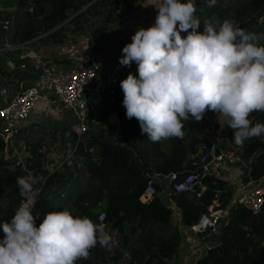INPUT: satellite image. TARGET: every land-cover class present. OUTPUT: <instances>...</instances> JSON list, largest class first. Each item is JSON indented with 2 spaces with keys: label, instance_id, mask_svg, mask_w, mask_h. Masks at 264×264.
<instances>
[{
  "label": "trees",
  "instance_id": "obj_1",
  "mask_svg": "<svg viewBox=\"0 0 264 264\" xmlns=\"http://www.w3.org/2000/svg\"><path fill=\"white\" fill-rule=\"evenodd\" d=\"M139 3L140 0H19L18 9L2 11L0 20L6 18L12 23L7 36L12 44L36 49L41 44L63 43L88 25V16L98 15L101 21L94 24L88 38V45L96 50L110 40L115 26ZM195 6L196 16L201 21L200 32L204 29V21L216 16L221 20L233 19L237 26L248 31L264 33V0H217L214 7H208L205 0H197ZM5 60L2 58L0 63L5 65ZM130 73L138 76L135 62L123 67L113 105L98 117L103 125L115 128L116 125L107 124L105 115L111 111L117 113L120 143L108 137L104 126L96 125H91L80 141H77L71 127L65 124L31 125L15 129L7 139L0 137V223L10 221L25 198L20 195L16 178L29 172L46 177L45 183L35 186L40 192L32 207L33 214L40 220L48 212L68 208L74 216L87 215L94 222H97L98 213L105 211L107 221L110 194H127L135 199V208L127 213L116 230L106 225L111 237L110 245L101 247L97 244L87 260L80 259L76 264L119 263L125 250L128 252L125 264H178L182 235L177 226L170 218L163 222L146 221L142 211L147 204L138 205L137 202L149 180L153 181L157 191H161L163 183L156 179V175L175 173L173 184L188 172L200 170L203 164L200 158L206 151L200 150L199 146L205 139L200 132V121L194 119L183 122V138L153 142L147 134H142L139 122L135 118L128 119L123 106L124 93L120 82ZM14 78L17 76L14 75ZM20 83V79L15 82V89L12 83L0 78V87L8 85L22 91ZM210 115L214 132L219 127L226 130L219 149L236 148L243 159H251L250 170L242 174L240 180L261 179L264 176V136L246 140L242 147H238L234 143L233 130L224 124L223 118L219 125L218 114L210 111ZM252 115L253 123H264V113ZM14 137L23 138L27 148V153L21 158L14 155L10 144ZM57 140L60 142L58 147L54 144ZM80 166L84 168L80 169ZM204 184L199 195L186 192L174 194L181 211V222L185 226H194L202 214L209 212V207L213 211L225 210L233 198V189L220 172L207 175ZM153 202L159 204L164 214L171 216V211L161 202L158 194L150 198V203ZM39 219L37 226L41 222ZM3 235L0 229V239ZM210 238L206 254L195 264H264V202L257 214L242 204H236L229 211L221 232L211 234Z\"/></svg>",
  "mask_w": 264,
  "mask_h": 264
},
{
  "label": "clouds",
  "instance_id": "obj_2",
  "mask_svg": "<svg viewBox=\"0 0 264 264\" xmlns=\"http://www.w3.org/2000/svg\"><path fill=\"white\" fill-rule=\"evenodd\" d=\"M155 8V23L139 28L122 48L120 64L138 65V76L120 82L126 117L153 142L183 138V122L201 121L206 110L223 118L238 147L264 136V123H253L252 115L264 113V33L216 16L200 32L195 0H160ZM45 182L31 172L16 178L25 198ZM37 219L22 200L10 221L0 223V264H76L97 244L110 245L102 223L68 208L46 213L38 226Z\"/></svg>",
  "mask_w": 264,
  "mask_h": 264
},
{
  "label": "built area",
  "instance_id": "obj_3",
  "mask_svg": "<svg viewBox=\"0 0 264 264\" xmlns=\"http://www.w3.org/2000/svg\"><path fill=\"white\" fill-rule=\"evenodd\" d=\"M145 1L153 2L155 0ZM2 11L4 10L0 7V13ZM156 14L157 12L149 22L140 26V28H148L154 24ZM0 28L3 33L9 31L10 23L6 18H1ZM87 34L90 35V31ZM122 55L123 53L121 52L120 58ZM119 61L120 59L115 61L111 67L102 73H98L95 64L90 62L85 63L84 67L77 66L72 69H57L51 64H44L36 75L37 78L32 83V86L26 90L19 91L12 89L8 85L1 86L0 126L2 130L0 131V137L7 139L12 131L22 128L23 124L34 111L38 101H49L57 103L65 109L69 120L68 123L71 130L77 136V141L83 138L91 125H96L104 126L108 137L120 143L121 136L117 129V113L111 111L105 115L107 124L116 125L115 128L103 125L98 118L101 113L107 112L113 105L117 93L119 76L124 67ZM111 117L114 119L111 120ZM200 124V132L205 141L200 144L199 149L206 151L200 158V161L203 163L202 167L200 170L195 169L188 172L173 184L171 182L175 179L176 174L171 173L169 175L170 182L168 186L173 193L186 192L199 195L204 189V180L207 175L218 171L222 166L237 168L242 174L250 170L251 159H243L238 149H219L221 139L215 134L217 132L213 131L210 111L206 110ZM10 144L12 145V142ZM227 181L229 187L234 191L235 199H233L235 205L242 204L253 214H257L261 210L264 202V176L255 181L242 182L238 180L234 185L230 183L229 177ZM235 190H238L239 193H236ZM39 192L40 190L35 189L23 200L33 207ZM155 194H157V190L153 181L149 180L142 196L151 198ZM208 211L202 214L198 222L191 227L196 232L208 230L210 234H219L222 226L227 221L229 212L225 213L226 209L223 211H213L211 207L208 208ZM97 222L102 223L107 231L105 211L98 213Z\"/></svg>",
  "mask_w": 264,
  "mask_h": 264
},
{
  "label": "crops",
  "instance_id": "obj_4",
  "mask_svg": "<svg viewBox=\"0 0 264 264\" xmlns=\"http://www.w3.org/2000/svg\"><path fill=\"white\" fill-rule=\"evenodd\" d=\"M159 4L160 0H155L148 3L143 2L141 5L139 4L136 8L132 9L128 15H126L124 19L130 17L129 15L131 13V15H133V19L124 20L123 24L124 26H127L126 30L123 33H131V35L129 36V40H131V37L140 28V26L150 21L153 14H155L157 11L155 7H158ZM87 26H89V24ZM130 28H132L131 31ZM118 33H120L119 36L121 38H124L119 28L118 30H116L115 34ZM88 38L89 37L86 34V31L83 29L76 35L69 37V39H67L63 43L44 45L41 44L36 49H33L30 46H26L23 44L14 45L9 42L8 37L7 42H4L0 37V55H3V60H5L6 58L5 65H2L0 63V78L2 80H5V82L8 81V83H12L11 85H13L15 89V82L20 79L21 83L19 84V87L26 88L32 83L35 76L47 61H56L61 58L64 59L62 60V63L54 62L52 63V65L54 64L57 67L61 68H69V66H73L77 62H74V60L78 59V61H82L84 63H94L97 72L102 73L114 63V61L120 55V52H122V48L126 45L125 44L124 46H121V51H119V48L116 47L117 51L113 59L107 57L103 59L104 61H101L102 63H99V60L101 59V56L99 54L106 53L110 49H112L111 43L113 42V38H110L108 42H105L98 49L91 50L92 53L90 51L89 54L88 52L90 49L88 47ZM113 46L115 47L114 44ZM2 58L0 57V60H2ZM14 75H16L17 78H14ZM29 122H32L30 126L34 125L36 127L48 125L59 126L62 124H68V126H70L65 109L57 103H52L49 101H38L31 116L23 124L22 127H26ZM220 123L221 121L219 120L218 124L220 125ZM215 134L220 139H222L226 135V130L222 127H219L217 133ZM164 147L167 148V145L164 144ZM83 168L84 167L80 166V169ZM218 172L222 173L223 176H225L227 179L229 177L230 183H232L233 185L236 181L240 180V177L242 175V172L240 173L239 169H231L230 167L226 166H222L219 171H214L213 173ZM156 179L163 183L161 191H157V194L159 195V199L161 200V202L171 211V216L169 214H164L157 202L150 203V198H145L144 196H142L137 202L138 205L147 204V207L142 211V217L146 221L157 220L162 222L167 221L170 218V221H172L173 224L177 226V229L182 235L178 247L177 263L195 264L198 258L206 254L211 242V234L206 231L196 232L192 229V227L185 226L181 222V211L176 205V193H173V191H171L168 186V183L170 182V176L156 175ZM235 192L239 193L238 190H235ZM233 198L235 199L234 195ZM135 203L136 201L131 195L119 194L116 192L111 193L109 205L107 207L108 214L106 225L112 230H116L120 225H122L127 213L134 210ZM234 205V202L232 203V205H228L225 213L229 212L231 208L234 207ZM213 242H216L215 239L213 240ZM127 260L128 252L125 250L123 260L119 263L114 264H125Z\"/></svg>",
  "mask_w": 264,
  "mask_h": 264
},
{
  "label": "rangeland",
  "instance_id": "obj_5",
  "mask_svg": "<svg viewBox=\"0 0 264 264\" xmlns=\"http://www.w3.org/2000/svg\"><path fill=\"white\" fill-rule=\"evenodd\" d=\"M146 3V1L145 0H141L140 1V5L142 4V3ZM148 3V2H147ZM135 11V10H134ZM9 12H11V11H9ZM131 12V11H130ZM129 12V13H130ZM157 12V11H156ZM132 14V13H131ZM129 15L130 17H127L126 19H123L121 22H119L116 26H115V28H114V32L112 33V37L111 38H113V42L111 43L112 44V49H110L108 52H106V53H102V54H99L100 56H101V59L99 60V63H102L101 61H104L103 59L104 58H107V57H110L111 59H113V57L115 56V53H116V51H117V48H119V51H121V46H124L125 44H127V43H130L131 42V40H129V36L131 35V33H128V34H126V33H123L125 30H126V28H127V26H124L123 24H124V20H128V19H133V15ZM153 16H154V14H153ZM152 16V17H153ZM126 17V16H125ZM87 20H89V24H90V26H86L85 28H84V30L86 31V34H87V32L88 31H90V28L91 27H93V25L95 24H98V23H100V21H101V18L97 15V16H88L87 18H86ZM86 20V21H87ZM121 23V24H120ZM11 24V28H10V30H9V32L8 33H3V31H1L2 29L0 28V35H2V37L4 38V42H7V36H9V33H10V31H11V29H12V23H10ZM120 24V25H119ZM116 27H117V29H116ZM118 28H119V30L121 31V34H122V36H124V38H121L119 35H120V33H118V34H115V32H116V30H118ZM92 29V28H91ZM116 29V30H115ZM132 30V28H130V31ZM77 33H75L74 35H76ZM88 35V34H87ZM1 37V36H0ZM1 37V38H2ZM71 37V36H70ZM88 37H89V35H88ZM68 39H69V37H68ZM8 40H9V38H8ZM124 40H126V41H124ZM129 40V41H128ZM9 42H10V40H9ZM113 44L115 45V47L113 46ZM88 47H89V52H88V54L90 53V51L91 50H93V49H91V47L88 45ZM117 47V48H116ZM91 53H92V51H91ZM120 56H121V52H120V55L118 56V58L115 60V61H117V60H119L120 59ZM23 59V58H22ZM75 61H77L74 65L75 66H69V68L70 69H72V68H76L77 66H81V67H84L85 66V63L84 62H82V61H78V59H75L74 60V62ZM114 61V62H115ZM73 62V63H74ZM47 63H49V61H47L45 64H47ZM58 63H62V62H58ZM113 65V64H112ZM111 65V66H112ZM52 66H54L55 68H57V69H59V68H61V67H57L56 65H52ZM110 66V67H111ZM36 76H35V78L33 79V81H32V83L36 80ZM32 83L28 86V87H26V88H24V87H21V89L22 90H26L27 88H29V87H31L32 86ZM217 117H218V115H217ZM111 120H113L114 118H110ZM32 122H29L28 123V125L30 126V124H31ZM28 125H27V127H28ZM68 125V124H67ZM212 126H213V124H212ZM17 129H20V128H17ZM12 146H13V149H14V155H17V156H20L19 158H21L25 153H27V148H26V146L24 145V142H23V138H21V137H14L13 139H12ZM59 141L57 140V141H55L54 142V144L58 147V145H59ZM231 169H233L234 167H230ZM234 169H237V168H234ZM240 173H241V171H240ZM234 202V199L232 198L231 200H230V202H229V205H232V203Z\"/></svg>",
  "mask_w": 264,
  "mask_h": 264
},
{
  "label": "water",
  "instance_id": "obj_6",
  "mask_svg": "<svg viewBox=\"0 0 264 264\" xmlns=\"http://www.w3.org/2000/svg\"><path fill=\"white\" fill-rule=\"evenodd\" d=\"M19 0H0V7L4 11H14L18 9Z\"/></svg>",
  "mask_w": 264,
  "mask_h": 264
}]
</instances>
